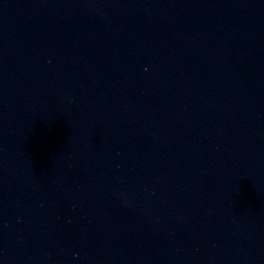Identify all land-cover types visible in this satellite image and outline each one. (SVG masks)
Here are the masks:
<instances>
[{
  "label": "water",
  "instance_id": "95a60500",
  "mask_svg": "<svg viewBox=\"0 0 264 264\" xmlns=\"http://www.w3.org/2000/svg\"><path fill=\"white\" fill-rule=\"evenodd\" d=\"M0 264H264V0H0Z\"/></svg>",
  "mask_w": 264,
  "mask_h": 264
}]
</instances>
